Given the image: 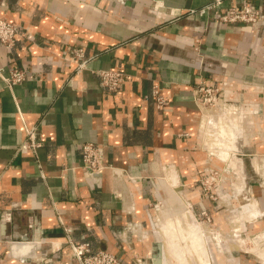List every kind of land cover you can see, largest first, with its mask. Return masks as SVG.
Listing matches in <instances>:
<instances>
[{"label": "crops", "instance_id": "obj_1", "mask_svg": "<svg viewBox=\"0 0 264 264\" xmlns=\"http://www.w3.org/2000/svg\"><path fill=\"white\" fill-rule=\"evenodd\" d=\"M243 3L264 12V0H0V16L20 29L15 45L0 43V264H77L70 238L122 264H153L162 242L168 264L169 224L155 221L170 197L182 214L191 210L180 198L189 200L194 219L208 211L221 231L234 213L245 231L264 235V26L219 20ZM72 46L86 49L82 71ZM13 68L26 78L10 87ZM99 69L127 78L108 92ZM202 82L239 110L227 153L241 189L228 188L225 208L202 192L205 167H218L200 137ZM31 127L42 142L36 154L19 150ZM86 142L102 149L94 175L82 167Z\"/></svg>", "mask_w": 264, "mask_h": 264}, {"label": "built area", "instance_id": "obj_2", "mask_svg": "<svg viewBox=\"0 0 264 264\" xmlns=\"http://www.w3.org/2000/svg\"><path fill=\"white\" fill-rule=\"evenodd\" d=\"M212 6L200 9L199 13L204 14ZM219 20L226 24H246L251 26H264V12L262 9L254 3H243V4H232L228 9L220 14ZM20 34V29L11 21L0 16V43L8 47L15 45L17 38ZM72 54V61L77 65V70L82 71L87 67V53L83 46H72L69 48ZM1 69V68H0ZM95 73L99 77L102 87L108 92L117 91L127 78V73L118 69H99ZM26 78L25 71L19 68H13L10 76L5 77L7 83L11 86L22 82ZM164 87L160 83H155L152 88V96L156 102L159 109H162L167 105V98L164 95ZM194 99L198 107L204 113V103L208 100L218 102L219 100L224 103V105L230 104L228 101L225 91L219 87H215L206 82L200 83L198 87L194 90ZM221 104V103H219ZM234 106V105H233ZM231 109V108H230ZM243 111V112H242ZM242 113H247V110L242 109ZM234 112L239 113V110L234 106ZM246 115H243V117ZM203 129V127H202ZM202 129L200 131V137L203 140ZM42 142L37 138V127H31L27 129L26 139L22 142L19 150L22 152L32 151L34 154L37 153ZM82 155V167L89 175H94L104 169L102 163V149L99 145L94 142H86L81 148ZM227 150V148H226ZM208 161L213 163L214 160H221L224 164L223 172L228 174L229 169H227V161L220 158L221 150L212 151L207 148ZM230 153V152H229ZM232 154V153H230ZM226 166V167H225ZM219 167L208 165L205 167L204 171L206 176L202 179V183L207 182L215 183V190H212V194H216L218 203H231V197L228 188L234 189V182L230 180L227 176L223 179L221 173L217 170ZM231 173V170H230ZM228 186V187H227ZM204 215L210 216L207 211L201 212ZM211 219V217H209ZM72 250V257L76 260L77 264H122L121 258L107 250L95 249L90 241L78 242L70 238L68 241ZM138 263H142L139 260Z\"/></svg>", "mask_w": 264, "mask_h": 264}, {"label": "rangeland", "instance_id": "obj_3", "mask_svg": "<svg viewBox=\"0 0 264 264\" xmlns=\"http://www.w3.org/2000/svg\"><path fill=\"white\" fill-rule=\"evenodd\" d=\"M216 101L218 102L207 100L204 103L205 122L202 134L204 137L203 139L207 144V148L212 151H223L224 153L221 152L219 156L221 159H224V155H229L226 148L230 141L229 135L232 134V124L236 122L238 114L234 112L233 105H224L223 102L219 100ZM214 161H216V164H218L217 166L220 168V170L218 169L217 171L221 173V177L224 179L227 176L232 180L234 182V189L237 190V185H235L239 180V174L237 173L239 168L235 167V163L237 162L230 163L231 166H234L233 168H230L233 170V172H231L232 174L230 172L225 174L222 170L223 165H219L221 160L215 159ZM205 183L206 184H203L201 181L203 196L206 199L210 200L212 203L214 202L215 205L224 208L229 205L228 203L223 202L222 204H219L216 194H212V190L216 189L215 183H211V181L207 182L206 179ZM164 188L168 189V192L170 191V194L172 195L173 192L172 189H169V186L166 185ZM169 199V203L164 201L165 203L161 202L159 204L158 217L155 221L157 229L162 227L161 225L165 222L171 226L178 225L179 227L178 232L174 230L175 232L169 235L170 239L168 237L166 239L169 251L168 264H206V262H209L204 256L203 249L200 247L201 244H199V242H192V235L194 236V234H192V229L197 228V226H200L205 232L204 236L206 241L204 238V245H206L212 254L213 264H264L261 262L262 260L258 255L251 251L252 233H249L247 229L246 231L244 230L241 220H239L238 216L234 213L231 217L233 220V222L231 221V225H223L221 231L213 224L211 219H209L210 216L208 217L201 213V218H192L190 212L193 208L191 204H189V200L187 201L183 196H181L180 199L187 205L188 210H191L186 211L184 214L179 210V202L177 200L174 202L171 197Z\"/></svg>", "mask_w": 264, "mask_h": 264}, {"label": "bare ground", "instance_id": "obj_4", "mask_svg": "<svg viewBox=\"0 0 264 264\" xmlns=\"http://www.w3.org/2000/svg\"><path fill=\"white\" fill-rule=\"evenodd\" d=\"M224 159H226L229 163H232L234 162L235 160L233 159V156L232 155H227V156H223ZM223 160V159H222ZM234 167V166H232ZM168 176V175H167ZM241 183V182H240ZM242 184V183H241ZM238 187H237V190H240L241 189V185L240 184H237ZM174 186H177L176 185V181H175V184ZM174 189V188H173ZM177 191V190H176ZM175 192V191H174ZM178 199V198H177ZM176 199V200H177ZM175 201V197L173 199ZM186 206V205H185ZM187 206L184 207V210H187ZM241 211V210H240ZM245 211H247V208L245 209ZM245 213V212H244ZM242 213V214H244ZM188 216V215H187ZM179 217V216H178ZM252 218V217H251ZM188 221V220H187ZM166 230L167 232L169 233V235H171L173 232H175L174 230H176V232H178V225H175V226H171V225H166ZM182 228V227H181ZM190 232V231H189ZM185 233V232H184ZM192 234H194V236L192 235V242L193 243H198L201 244V248L203 249V253H204V256L206 258V260H208L209 262L206 264H212V255L209 251V249L206 247V245H204V234L205 232L203 231V229L200 227V226H197V228H193L192 229ZM170 239V238H169ZM186 240V239H185ZM205 241H206V238H205ZM183 242V241H182ZM251 242V241H250ZM28 244V243H27ZM206 244V243H205ZM261 244V245H260ZM260 246V248H258ZM29 246H27L28 248ZM31 247V246H30ZM29 247V248H30ZM252 248V252L256 253L258 255V257L264 261V235L263 234H259V235H255L252 237V246H250ZM179 254H182V253H179ZM255 254V255H256ZM180 256V255H179ZM180 258V257H179ZM204 258V257H203ZM178 260V259H177Z\"/></svg>", "mask_w": 264, "mask_h": 264}, {"label": "water", "instance_id": "obj_5", "mask_svg": "<svg viewBox=\"0 0 264 264\" xmlns=\"http://www.w3.org/2000/svg\"><path fill=\"white\" fill-rule=\"evenodd\" d=\"M158 253L154 256L153 264H164V248L163 243L158 244Z\"/></svg>", "mask_w": 264, "mask_h": 264}]
</instances>
